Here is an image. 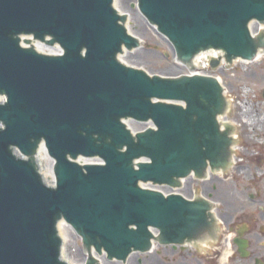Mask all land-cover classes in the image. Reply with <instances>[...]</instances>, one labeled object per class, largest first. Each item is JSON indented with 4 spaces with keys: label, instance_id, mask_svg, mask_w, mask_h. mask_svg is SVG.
Returning a JSON list of instances; mask_svg holds the SVG:
<instances>
[{
    "label": "water",
    "instance_id": "95a60500",
    "mask_svg": "<svg viewBox=\"0 0 264 264\" xmlns=\"http://www.w3.org/2000/svg\"><path fill=\"white\" fill-rule=\"evenodd\" d=\"M137 1L143 22L191 71L213 50L229 63L264 52V31L252 29L264 25V0ZM38 42L62 53L40 52ZM140 47L116 0H0V264H69L61 221L81 237L85 264L125 263L153 243L214 234L208 200L141 185L178 188L230 166L232 130L218 120L228 109L224 87L209 75L159 76L118 58ZM131 120L154 126L133 134ZM43 144L54 186L36 161ZM88 158L102 163L77 162Z\"/></svg>",
    "mask_w": 264,
    "mask_h": 264
},
{
    "label": "flooded vegetation",
    "instance_id": "af4514ba",
    "mask_svg": "<svg viewBox=\"0 0 264 264\" xmlns=\"http://www.w3.org/2000/svg\"><path fill=\"white\" fill-rule=\"evenodd\" d=\"M236 106L231 113V165L222 174L211 172L209 179H191L206 186L215 179L226 181V175L233 173L235 192L223 185L212 186V194L211 189L207 196L202 194L213 203L217 229L202 242L154 248L148 252L149 264H264V126L242 127L235 119L241 115L234 113ZM142 263L140 259L138 264Z\"/></svg>",
    "mask_w": 264,
    "mask_h": 264
},
{
    "label": "rangeland",
    "instance_id": "374dc122",
    "mask_svg": "<svg viewBox=\"0 0 264 264\" xmlns=\"http://www.w3.org/2000/svg\"><path fill=\"white\" fill-rule=\"evenodd\" d=\"M118 4V10H120L125 16H127V24L131 34L141 41V47L138 50L132 52L128 51L125 55L126 65L143 69L146 73L155 74L165 77H176L184 75L186 69L180 65L176 60L173 48L168 43L165 37H161L157 31L153 30L152 25L149 22H143L140 12L138 11L137 0H116ZM208 73L212 75H220L222 77L224 86L229 90L232 96L235 98V105L237 112L241 115H236L237 123L242 127H261L264 126V56L258 62H250V64L243 63L241 61L236 62L233 66L207 69ZM232 118L230 114L229 119ZM246 122H245V121ZM131 127L134 131L142 130L143 125L131 122ZM241 127V128H242ZM249 134L252 133L249 129H244ZM258 132V130H257ZM233 173L226 175V181L214 180L207 183H196L191 179L185 180L182 185V195L189 198L192 195L201 196L202 194L208 195L209 189L211 194L213 193L212 186H218L222 188L223 185L228 187L230 192H235ZM206 189V193L203 191ZM218 209H223L221 206H217ZM66 249L70 256V260L75 264H82L85 262L83 256V250L80 244V238L76 235L73 229H69L66 234ZM170 251V250H169ZM143 260L142 264H149L148 255H137L130 258L127 264H138L139 260ZM105 264H111L105 260ZM117 264V263H115Z\"/></svg>",
    "mask_w": 264,
    "mask_h": 264
},
{
    "label": "bare ground",
    "instance_id": "6f19581e",
    "mask_svg": "<svg viewBox=\"0 0 264 264\" xmlns=\"http://www.w3.org/2000/svg\"><path fill=\"white\" fill-rule=\"evenodd\" d=\"M119 13H121L122 15H124L120 10H118ZM260 28V27H259ZM261 29H264V27H261ZM128 31L131 33L130 29H129V25H128ZM264 31V30H263ZM136 37V36H135ZM33 47L36 49V50H40L41 52L45 53V54H61V50L59 49V47L57 46H54V47H48L47 45L41 43V42H38V43H35L33 44ZM127 54L126 51L123 52V56H118V58L121 60V62H123L124 64H126V61H125V55ZM218 56V54L213 51V52H208V53H205V55H200V56H197L195 61H193V65L195 67L197 66H202L201 65V62H209L211 60H214L216 57ZM264 55H260L254 62H258L261 60V58L263 57ZM237 62V61H236ZM245 63V62H244ZM253 63V62H252ZM247 64H250V63H247ZM207 65L204 64L203 68H206ZM4 97H0V101H4ZM39 154L37 159H40V165H41V171L43 172L44 176L45 177H48L47 179V182H53L54 180V174L52 172L53 170V160H50L48 154H47V151L45 150L44 146H41V148L39 149ZM59 230H60V235L61 237L64 239L63 243V249L65 251V260L69 263V264H75L73 261L70 260V256L67 252V249H66V234L68 233L69 229H71L70 226H67L63 223H61L59 226ZM102 264H105V261H102Z\"/></svg>",
    "mask_w": 264,
    "mask_h": 264
}]
</instances>
